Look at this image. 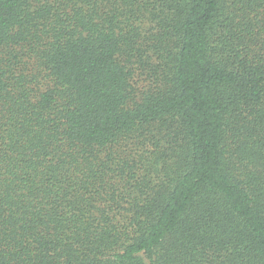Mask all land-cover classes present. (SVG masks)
Here are the masks:
<instances>
[{
	"label": "trees",
	"instance_id": "16d2710c",
	"mask_svg": "<svg viewBox=\"0 0 264 264\" xmlns=\"http://www.w3.org/2000/svg\"><path fill=\"white\" fill-rule=\"evenodd\" d=\"M0 264H264V0H0Z\"/></svg>",
	"mask_w": 264,
	"mask_h": 264
}]
</instances>
